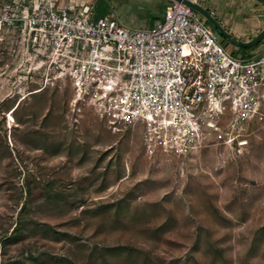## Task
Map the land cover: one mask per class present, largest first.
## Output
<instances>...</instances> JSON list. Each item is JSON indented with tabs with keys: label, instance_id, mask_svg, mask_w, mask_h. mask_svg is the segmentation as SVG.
<instances>
[{
	"label": "rangeland",
	"instance_id": "rangeland-1",
	"mask_svg": "<svg viewBox=\"0 0 264 264\" xmlns=\"http://www.w3.org/2000/svg\"><path fill=\"white\" fill-rule=\"evenodd\" d=\"M28 2L0 0V264H264V127L242 151L212 135L184 157L146 153L138 126L71 102L10 19ZM124 244L142 251L106 249Z\"/></svg>",
	"mask_w": 264,
	"mask_h": 264
},
{
	"label": "built area",
	"instance_id": "built-area-1",
	"mask_svg": "<svg viewBox=\"0 0 264 264\" xmlns=\"http://www.w3.org/2000/svg\"><path fill=\"white\" fill-rule=\"evenodd\" d=\"M198 2V0H190ZM194 8L167 0L163 18L133 27L87 2L29 0L10 18L112 129L133 124L146 153L184 157L222 137L236 151L264 127V50L231 54Z\"/></svg>",
	"mask_w": 264,
	"mask_h": 264
},
{
	"label": "crops",
	"instance_id": "crops-1",
	"mask_svg": "<svg viewBox=\"0 0 264 264\" xmlns=\"http://www.w3.org/2000/svg\"><path fill=\"white\" fill-rule=\"evenodd\" d=\"M87 2L94 16H114L133 27H149L163 18L167 0H56L59 6ZM241 40H248L264 27V5L258 0H198ZM230 47V46H229ZM264 50V36L248 49L247 55Z\"/></svg>",
	"mask_w": 264,
	"mask_h": 264
},
{
	"label": "water",
	"instance_id": "water-1",
	"mask_svg": "<svg viewBox=\"0 0 264 264\" xmlns=\"http://www.w3.org/2000/svg\"><path fill=\"white\" fill-rule=\"evenodd\" d=\"M192 8H194L199 14H201L213 27L215 36L226 46L231 44H237L240 46H251L260 40L264 36V27H262L253 37L248 40H241L229 31H227L217 18L199 2H192L190 0H179ZM264 5V0H258Z\"/></svg>",
	"mask_w": 264,
	"mask_h": 264
},
{
	"label": "trees",
	"instance_id": "trees-1",
	"mask_svg": "<svg viewBox=\"0 0 264 264\" xmlns=\"http://www.w3.org/2000/svg\"><path fill=\"white\" fill-rule=\"evenodd\" d=\"M201 18L204 21H206V19L203 16H201ZM237 46H238L239 50H241V54L247 56V51H248L249 48H251V46H240V45H237ZM108 205H111V204H108ZM23 207H25L24 204H22V207L21 208H23ZM19 224L20 223H18V225H17V222H16L15 225H14V227L11 229V232L7 236L4 237L5 242H13L14 241V239L16 237V234L15 233H16V230L19 227ZM51 233H52V236H55V238L57 239L56 234L57 235H59V234L62 235L65 232H60V231H57V230L51 228ZM106 249L110 253H112V252H114V253H122L123 251H125L128 255H132V252L133 251H142L141 249H137V248H135L133 246L125 245V244L123 245V248L122 249H121V246L120 245L108 246V247H106ZM110 263H111V261H107V264H110Z\"/></svg>",
	"mask_w": 264,
	"mask_h": 264
},
{
	"label": "snow or ice",
	"instance_id": "snow-or-ice-1",
	"mask_svg": "<svg viewBox=\"0 0 264 264\" xmlns=\"http://www.w3.org/2000/svg\"><path fill=\"white\" fill-rule=\"evenodd\" d=\"M128 4L135 3V0H127Z\"/></svg>",
	"mask_w": 264,
	"mask_h": 264
},
{
	"label": "bare ground",
	"instance_id": "bare-ground-1",
	"mask_svg": "<svg viewBox=\"0 0 264 264\" xmlns=\"http://www.w3.org/2000/svg\"><path fill=\"white\" fill-rule=\"evenodd\" d=\"M9 117H10V118L12 117V113H11V112L9 113Z\"/></svg>",
	"mask_w": 264,
	"mask_h": 264
}]
</instances>
